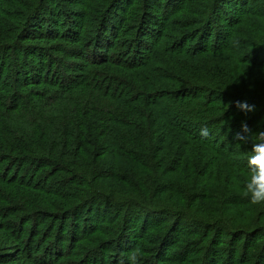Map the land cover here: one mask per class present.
Returning <instances> with one entry per match:
<instances>
[{"label":"trees","instance_id":"1","mask_svg":"<svg viewBox=\"0 0 264 264\" xmlns=\"http://www.w3.org/2000/svg\"><path fill=\"white\" fill-rule=\"evenodd\" d=\"M248 1L0 0V264H264Z\"/></svg>","mask_w":264,"mask_h":264},{"label":"rangeland","instance_id":"2","mask_svg":"<svg viewBox=\"0 0 264 264\" xmlns=\"http://www.w3.org/2000/svg\"><path fill=\"white\" fill-rule=\"evenodd\" d=\"M56 3H61L63 4L65 7H67L66 5H70L69 0H55ZM117 1L122 2L124 0H78L79 4L81 2H87V11L89 12V14L98 11L99 9L103 10V9H107L110 6H113L115 3H111L110 2H115ZM107 2V3H106ZM246 10L247 11H251L253 14V17H251L252 20L255 21V24L258 28L257 31H260L264 28V0H253V1H248L247 5H246ZM262 16V20L260 21V17ZM264 38V36H263ZM29 254H33L34 252V247H32L30 249V251H28Z\"/></svg>","mask_w":264,"mask_h":264}]
</instances>
